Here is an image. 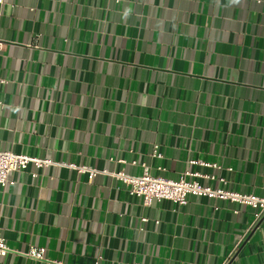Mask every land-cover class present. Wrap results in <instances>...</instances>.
Masks as SVG:
<instances>
[{
    "label": "crops",
    "instance_id": "obj_1",
    "mask_svg": "<svg viewBox=\"0 0 264 264\" xmlns=\"http://www.w3.org/2000/svg\"><path fill=\"white\" fill-rule=\"evenodd\" d=\"M0 38V150L57 163L0 187V264H264L258 209L69 166L264 197V0H3Z\"/></svg>",
    "mask_w": 264,
    "mask_h": 264
},
{
    "label": "built area",
    "instance_id": "obj_2",
    "mask_svg": "<svg viewBox=\"0 0 264 264\" xmlns=\"http://www.w3.org/2000/svg\"><path fill=\"white\" fill-rule=\"evenodd\" d=\"M3 0H0V4ZM6 43L0 38V52L3 50ZM158 145L154 146L153 156L162 158L159 152ZM57 164L51 159L39 158L31 155L17 154L10 150H0V187L5 188L15 184L11 179L14 172H19L33 165L36 168H44L50 165ZM205 166L220 168L217 164L204 163ZM75 168L80 174L87 173L89 179H93L100 173L111 174L115 179L123 182L129 187V193L142 199L145 205H149L153 199L158 201L172 200L177 205H184L191 196L209 197L220 199L223 201L238 202L243 205L256 208L259 211L258 217L264 214V197H259L254 194L239 193L219 188H212L208 185H203L197 180H187L186 174L178 179H168L152 175L148 169L142 175H131L123 171L111 173L108 170L99 171L87 165H69ZM194 174L192 176H196ZM36 177V174H34ZM207 178L214 179L210 176ZM146 220V219H145ZM10 252V248L6 240L0 236V257H5ZM29 256L38 259L46 260V249L33 247L29 251ZM55 264H63L56 262Z\"/></svg>",
    "mask_w": 264,
    "mask_h": 264
}]
</instances>
